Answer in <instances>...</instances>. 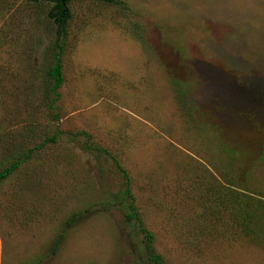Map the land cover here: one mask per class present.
Wrapping results in <instances>:
<instances>
[{
    "label": "rangeland",
    "instance_id": "374dc122",
    "mask_svg": "<svg viewBox=\"0 0 264 264\" xmlns=\"http://www.w3.org/2000/svg\"><path fill=\"white\" fill-rule=\"evenodd\" d=\"M118 1L66 0L54 98L52 3L0 0L2 264H151L84 141L166 264H264V0Z\"/></svg>",
    "mask_w": 264,
    "mask_h": 264
},
{
    "label": "trees",
    "instance_id": "16d2710c",
    "mask_svg": "<svg viewBox=\"0 0 264 264\" xmlns=\"http://www.w3.org/2000/svg\"><path fill=\"white\" fill-rule=\"evenodd\" d=\"M30 1H36V0H30ZM46 2H51V10H55L56 14V24H57V37L53 43V52L51 54V62L47 66L45 76L47 80L50 81V86L48 87V90L52 93L54 98L57 96L56 89L61 85L63 77L61 73V59H60V54L62 52V47L61 44H59V40L57 39L58 36H64L65 34V28H64V19L67 15L66 9H65V3L66 0H42ZM104 2H109L113 4H117L119 1L118 0H102ZM60 36V37H61ZM54 141V136L51 137H46L42 142L37 144L34 149L40 148L43 146L46 142H52ZM83 147L90 150H93L97 154H104L106 156H109L111 158L114 167L117 169V171L120 174L121 177V189L116 193L114 196L116 199H113L110 201V204H114L117 202L120 204L123 210V219L130 224H134L138 231L141 233L142 238H141V243L142 247L144 250V253L146 255V259L148 262L151 264H166L162 256L155 252L153 248V234L147 230L139 215L137 212L136 207L133 204V195L130 191L129 187V176L127 175V172L125 169L120 165L118 160L107 150L104 148L98 146V145H92L90 143H87L84 141ZM28 152L23 154L22 157L26 158L28 156ZM20 160L15 159L11 161L8 165L4 166L3 168L0 169V180L8 176L10 173H12L17 166L19 165ZM236 198V196H235ZM76 214H73L70 216V218L76 217ZM70 222V221H68ZM61 236L62 233L58 232L56 236L53 238V240L50 243L51 250L57 249L60 241H61ZM38 260V259H37ZM37 262V261H36ZM36 262H33L32 264H36Z\"/></svg>",
    "mask_w": 264,
    "mask_h": 264
},
{
    "label": "crops",
    "instance_id": "0c3cea01",
    "mask_svg": "<svg viewBox=\"0 0 264 264\" xmlns=\"http://www.w3.org/2000/svg\"><path fill=\"white\" fill-rule=\"evenodd\" d=\"M236 64V62H235ZM237 65V64H236ZM235 90V89H234ZM0 264H2V248H1V238H0Z\"/></svg>",
    "mask_w": 264,
    "mask_h": 264
}]
</instances>
